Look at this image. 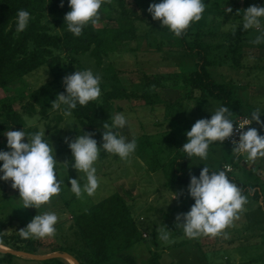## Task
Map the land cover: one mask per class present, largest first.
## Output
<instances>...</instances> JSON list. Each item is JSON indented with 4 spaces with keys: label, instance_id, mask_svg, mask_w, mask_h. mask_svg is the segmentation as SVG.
I'll use <instances>...</instances> for the list:
<instances>
[{
    "label": "rangeland",
    "instance_id": "1",
    "mask_svg": "<svg viewBox=\"0 0 264 264\" xmlns=\"http://www.w3.org/2000/svg\"><path fill=\"white\" fill-rule=\"evenodd\" d=\"M160 2L162 0H111L102 4L96 26L127 27L132 24L136 36L120 44L116 53L104 57L100 68L89 54L72 57L64 51L59 52L63 58L58 70L66 76L77 70H91L100 77L99 100L107 91L114 89L126 94L125 99L112 102V117L118 113L124 115L127 124L116 131L126 142L135 139L137 146L126 161L117 155L102 157L103 149H100L94 164L99 186L93 195L84 193L77 198L70 188L71 179H78L82 189L86 183V174L78 173L72 167L75 161L65 143V138L74 141L80 135L76 131V128L81 129L77 119L72 115H61L60 109L50 111L47 117L37 115L33 118L21 112L7 113L4 109L18 103L21 98L27 99L32 91L53 79V72L41 68L21 84L0 91V121L6 126L0 135V151H11L4 135L8 130L24 129L27 134L43 132L42 138L52 147V155L56 159L57 177L63 181L59 194L36 209L22 208L19 191L11 187L12 181L0 179V225L7 226L6 234H12L14 229L17 232L19 228H26L38 214L55 213L58 217L55 234L45 238H50L53 246L61 250H85L75 227L76 216L119 193L131 207L142 234V242L132 250L137 264L147 263L155 257H160V264H264V209L248 196H245L247 202L243 211L238 213L224 234L188 238L183 228L177 227V215L190 211L195 201L188 192V186L169 190L164 170L188 142L186 132L198 120L211 119L222 103L183 91L189 86L187 75L196 69L199 58L160 41L155 26H161V21L154 20L147 11L152 3ZM203 2L205 9L219 7L225 10L239 6V15L215 16L203 12L202 19L193 22L191 40L201 32L208 36L206 43L212 47L209 58L214 64L209 68L210 74L221 84H231L235 91L232 118L247 116L252 119V113L258 109L260 120L264 121V40L253 42L258 36H264V18L261 19L260 30L244 31L242 26L244 10L253 5L264 7V0ZM124 10L128 13L123 14ZM43 22L52 33L62 34L47 14ZM237 33L241 34L238 41H227L228 35ZM220 44H225V47H215ZM240 45L242 49L233 57L231 50ZM17 116H22L23 124L18 123ZM253 122L259 135L264 136V125ZM23 142H28L27 137ZM233 148L228 144L211 143L207 158L196 156L187 172L193 174L204 166L216 170L222 168L239 182L254 185L264 193V157L249 159L247 154L244 159L233 152ZM2 165L3 161H0V167ZM162 232L168 234L167 241L160 238ZM183 243L187 245L181 247ZM0 244L5 249L15 250L1 241ZM52 250L53 247H47L36 254L50 255ZM2 256L0 253V258ZM61 260L74 264L68 259ZM39 262L15 256L1 264H42Z\"/></svg>",
    "mask_w": 264,
    "mask_h": 264
},
{
    "label": "trees",
    "instance_id": "2",
    "mask_svg": "<svg viewBox=\"0 0 264 264\" xmlns=\"http://www.w3.org/2000/svg\"><path fill=\"white\" fill-rule=\"evenodd\" d=\"M61 3L63 7L60 6ZM217 8H207L204 13L229 16L240 12L237 5L231 8V12ZM19 10H26L30 13L28 26L23 32L16 30ZM69 11H71L69 0H0V91L21 84L25 78L41 68H48L54 75L52 80L32 91L27 99L21 98L16 104L5 106L7 113L21 112L33 118L37 115L47 117L50 111L56 110L52 108V102L57 99L58 94H67L63 83L66 75L58 70L63 58L59 52L64 51L72 57L89 54L100 68L104 57L116 53L120 44L131 41L136 36V30L132 24L127 27L106 28L88 24L84 27L82 34L77 37L68 31L64 20ZM122 13L127 14L128 12L124 10ZM46 14L62 31V34L51 32L50 27L43 22ZM155 28L160 41L199 58L196 69L187 75L189 86L183 91L191 96L198 94L202 99L211 98L221 102L222 107L229 109L226 117L235 125L239 118L231 116L235 91L231 84H221L210 74L209 68L214 64L209 58L212 47L211 44L206 43L208 36L201 32V34L194 35V39L191 40L194 23L179 38L166 27L155 26ZM240 37L241 34L237 33L230 34L226 38L228 42H232L238 41ZM224 45L220 44L215 47L223 48ZM241 49L242 45L234 47L231 50L232 56L234 57ZM125 97L124 92L114 89L107 91L101 100L99 96L86 106L77 104V107L71 110L72 116L78 120L81 127L80 130L76 128V131L80 135L93 133L98 147L102 148V136L105 130L103 125L112 124V102L125 99ZM65 108L66 106L62 104L61 115H64ZM17 118L18 123L23 124L22 116H17ZM2 123L3 121H0V135L6 127ZM252 123V128L256 129L253 120ZM107 154L103 150L101 156L105 157ZM195 157H188L182 149L175 154L168 168L164 170L166 187L169 190L189 186L192 175L199 178L202 169L206 166L193 174L187 172V168ZM207 167L210 173L224 171L229 180L241 190L242 195L259 202L264 209V193L258 187L239 182L233 174L222 168L216 170L210 166ZM6 227L0 225V241L11 246L15 251L36 254L40 249L53 247L52 253L69 252L68 254L73 256L79 264H137L132 250L142 242V234L133 218L131 207L119 193L110 195L76 216L75 227L84 243L85 250H61L53 246L54 243L50 238L24 239L19 234V230L23 228H19L17 232L14 229L12 234H6L4 232ZM185 245L187 243L181 244V247ZM13 257L15 256L10 253L3 254L0 264ZM39 263L67 264L58 258ZM144 264H160V257H155Z\"/></svg>",
    "mask_w": 264,
    "mask_h": 264
},
{
    "label": "clouds",
    "instance_id": "3",
    "mask_svg": "<svg viewBox=\"0 0 264 264\" xmlns=\"http://www.w3.org/2000/svg\"><path fill=\"white\" fill-rule=\"evenodd\" d=\"M111 0H69V11L65 17L68 31L79 37L85 26L97 25L100 19L102 4ZM63 7V3L60 5ZM154 20L161 21V26L168 28L176 37H181L193 22H199L205 11L203 0H162L160 3H152L147 10ZM228 12L232 9L228 8ZM239 15V12L237 13ZM264 18V7L250 6L244 10V31L255 28L261 29V19ZM30 20V13L26 10L17 12V32L26 30ZM264 36H258L254 43H260ZM66 86V95L58 94L52 102L53 109H60L65 105V116H71L77 104L86 106L90 101L96 100L100 94V77L94 75L91 70L76 71L74 74L63 78ZM229 113L227 107L218 108L211 119H200L186 132L188 142L183 145V151L188 157L197 156L207 158V150L213 142L223 143L234 134V125L226 117ZM260 112L257 109L252 113V120L264 125L260 120ZM127 124L123 114L112 117V124L105 123L103 128L102 149L112 155H117L121 160H127L136 149V141L126 142L118 129ZM243 129L244 127H240ZM7 137V147L11 151H0V161H3L0 179L12 181L11 187L19 191V200H22V208L39 209L49 203L53 196L61 191L63 181L59 180L55 172L56 159L52 155V147L43 140V132L27 134L24 129L20 131L8 130L4 133ZM93 133L79 135L74 141L65 138V143L71 149L75 161L72 167L78 173L86 174V183L81 188L78 179H71V191L77 198L84 193L91 196L98 188L95 162L98 160L101 147L93 138ZM27 137L28 142H23ZM233 152H246L249 159L258 156L264 157V136L259 135L255 128L242 131L239 141L233 140ZM68 165V162H65ZM188 192L195 203L187 213L178 214L177 227H182L188 238L200 236L216 237L224 234L238 213L243 211L247 202L241 190L232 183L224 171L211 172L206 166L202 169L199 178L191 176ZM176 198V197H175ZM174 198V199H175ZM181 221H183L181 223ZM58 217L55 213L46 212L36 215L33 220L19 230L24 239L45 238L55 234V225ZM160 238L168 240L167 233H161Z\"/></svg>",
    "mask_w": 264,
    "mask_h": 264
},
{
    "label": "water",
    "instance_id": "4",
    "mask_svg": "<svg viewBox=\"0 0 264 264\" xmlns=\"http://www.w3.org/2000/svg\"><path fill=\"white\" fill-rule=\"evenodd\" d=\"M0 253H2V254L10 253V254L18 256V257H27V258L34 260V261H47V260H52V259H56V258H58V259L69 258L74 262V264H79V262L73 256H71L68 253H57V252H55V253L50 254V255L39 256L37 254H30V253H25L22 251L4 249L2 247H0Z\"/></svg>",
    "mask_w": 264,
    "mask_h": 264
},
{
    "label": "built area",
    "instance_id": "5",
    "mask_svg": "<svg viewBox=\"0 0 264 264\" xmlns=\"http://www.w3.org/2000/svg\"><path fill=\"white\" fill-rule=\"evenodd\" d=\"M252 120L247 117V116H241L239 117L234 125V134L232 137L226 139L223 143L220 144H228L234 147L233 145V140L235 141H239V137L242 131H247L249 128H252ZM240 127H244L243 129H241ZM238 156H241L242 158L246 159L245 156L247 155L246 152H242V153H237Z\"/></svg>",
    "mask_w": 264,
    "mask_h": 264
},
{
    "label": "bare ground",
    "instance_id": "6",
    "mask_svg": "<svg viewBox=\"0 0 264 264\" xmlns=\"http://www.w3.org/2000/svg\"><path fill=\"white\" fill-rule=\"evenodd\" d=\"M0 247H2V248H4L5 249V247H3L1 244H0ZM68 260H71V259H69V258H67ZM72 261V260H71ZM73 262V261H72ZM74 263V262H73Z\"/></svg>",
    "mask_w": 264,
    "mask_h": 264
}]
</instances>
